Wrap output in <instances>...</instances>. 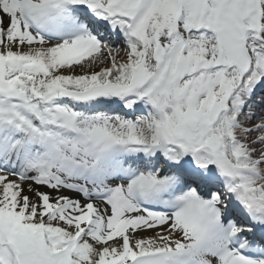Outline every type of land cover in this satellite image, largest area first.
<instances>
[{
    "label": "snow or ice",
    "instance_id": "6c2138e0",
    "mask_svg": "<svg viewBox=\"0 0 264 264\" xmlns=\"http://www.w3.org/2000/svg\"><path fill=\"white\" fill-rule=\"evenodd\" d=\"M0 264H264V0H0Z\"/></svg>",
    "mask_w": 264,
    "mask_h": 264
}]
</instances>
